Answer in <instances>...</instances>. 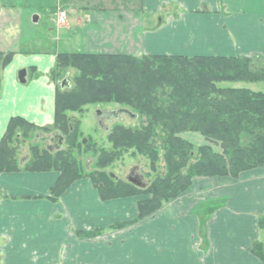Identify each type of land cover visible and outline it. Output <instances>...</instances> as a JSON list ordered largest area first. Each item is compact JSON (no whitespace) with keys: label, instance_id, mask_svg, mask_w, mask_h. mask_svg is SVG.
<instances>
[{"label":"crops","instance_id":"crops-1","mask_svg":"<svg viewBox=\"0 0 264 264\" xmlns=\"http://www.w3.org/2000/svg\"><path fill=\"white\" fill-rule=\"evenodd\" d=\"M0 52L14 54L2 72L1 142L15 116L53 126L59 53L264 56V0H0ZM59 176L0 173V264H264L252 253L264 166L196 177L159 211L93 239L82 235L136 218L139 199L103 200L86 178L54 201Z\"/></svg>","mask_w":264,"mask_h":264},{"label":"trees","instance_id":"trees-1","mask_svg":"<svg viewBox=\"0 0 264 264\" xmlns=\"http://www.w3.org/2000/svg\"><path fill=\"white\" fill-rule=\"evenodd\" d=\"M13 56L12 52H0V91L2 72ZM69 68L78 72L73 84H57ZM50 77L56 87L53 126L12 117L0 142V173L59 172L50 194L54 201L77 180L89 178L103 200L145 195L138 202L136 218L125 223L135 224L188 190L196 177L238 178L243 172L264 166V92L224 85L264 82V56L139 57L62 52ZM111 102L144 121L137 128L115 125L108 136L111 150L100 148L95 169L89 171L77 153L90 151L91 142L82 141V119L74 114L83 115L88 105ZM53 130L65 138L55 152L32 142L38 132ZM188 132L199 133L208 143L188 141L183 137ZM27 142L28 156L20 161ZM132 149L150 159L153 171L162 150L165 174H157L146 187L139 188L105 172L123 152ZM259 230L264 235V216L259 219ZM252 253L264 261V238L253 243Z\"/></svg>","mask_w":264,"mask_h":264},{"label":"rangeland","instance_id":"rangeland-1","mask_svg":"<svg viewBox=\"0 0 264 264\" xmlns=\"http://www.w3.org/2000/svg\"><path fill=\"white\" fill-rule=\"evenodd\" d=\"M77 74L78 72L75 69L69 68L63 71L61 78L57 79L56 83L65 86L69 85L70 82L73 84L72 81L74 80ZM224 85L237 87V88H246L258 92L259 91L264 92V82H254V83L237 82V83H224ZM86 107H87L86 112L83 115H79V114H74V115L76 117H81L82 119L81 129L83 131L82 136L84 137L81 139L82 141L84 139L90 141L92 149L90 151H86L84 154L77 153V157L78 160L82 162V164L87 166L89 171H93V169H95L94 165L97 162L99 155L98 150L100 148H106L111 150L112 148V144L108 139L111 129L118 124L124 125L126 127L137 128L142 125L144 118L141 117L137 118L134 115L121 112L120 110L122 109L123 106L115 102H111L107 104H103V103L93 104V105H88ZM115 112H117L119 116H117ZM60 135H61L60 132L55 130H53L52 133L38 132V135L35 136L32 142L39 143L42 148H48L52 152H55L59 145L62 146L64 144L65 138H62ZM59 137L62 138L61 141ZM183 137L196 145L208 143L204 139V137L199 133L188 132V133H184ZM29 144H30L29 142L23 144V147L19 155L20 161H23V159L27 158L29 153L28 152ZM83 150H85V143ZM159 153H160V160L157 163L156 171L152 170L151 161L148 157L138 154L135 150L132 149L123 152L118 159H116L112 164L107 166L105 172L115 176L116 180L118 178L119 180L129 182V178L137 179L138 181L143 183L146 187V185H148L157 176V174L164 175L166 172V164L163 159L164 153L162 150H160ZM145 197H146L145 195L144 196L134 195V196L118 198V199L138 198L139 200H141ZM132 205L124 213H127L129 215L130 213L129 211L131 210ZM132 220L133 219H126L114 225H110L100 229H95L93 231H86V233H93V234L82 235V236L88 237L89 239H93L102 236L103 234L107 233V231L111 230L112 228H115L116 225L118 224L125 225L123 227H120L121 229L128 228L133 224H125V223H129ZM258 238L260 239L264 238L263 232H260Z\"/></svg>","mask_w":264,"mask_h":264},{"label":"water","instance_id":"water-1","mask_svg":"<svg viewBox=\"0 0 264 264\" xmlns=\"http://www.w3.org/2000/svg\"><path fill=\"white\" fill-rule=\"evenodd\" d=\"M19 80L20 82L22 83H25L26 82V69H22L20 72H19ZM121 112H125V113H128V114H131V115H134L135 117H137L134 113H132L130 110L126 109V108H122L120 110ZM117 116H119L118 114H116ZM60 138V141H61V137ZM61 145L58 146V148H60ZM129 181L140 186V187H145V185L143 183H141L140 181H138L137 179H133V178H129Z\"/></svg>","mask_w":264,"mask_h":264},{"label":"built area","instance_id":"built-area-1","mask_svg":"<svg viewBox=\"0 0 264 264\" xmlns=\"http://www.w3.org/2000/svg\"><path fill=\"white\" fill-rule=\"evenodd\" d=\"M59 18H60L61 23H65L67 21V15L65 11L63 10L59 11Z\"/></svg>","mask_w":264,"mask_h":264}]
</instances>
